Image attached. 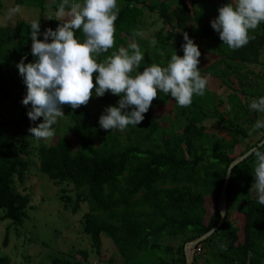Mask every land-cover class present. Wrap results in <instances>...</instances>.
Wrapping results in <instances>:
<instances>
[{
    "label": "trees",
    "instance_id": "1",
    "mask_svg": "<svg viewBox=\"0 0 264 264\" xmlns=\"http://www.w3.org/2000/svg\"><path fill=\"white\" fill-rule=\"evenodd\" d=\"M220 1L117 0L119 13L114 46L98 57L99 62L121 47L128 49L133 39L143 55L147 53L145 48L150 47L151 42L142 35L133 36L145 12L157 16L163 26L153 47L154 56H144L139 68L133 69V76L152 60L166 67L174 51L183 57L185 32L193 41L202 42L205 52L215 57L205 68L198 64L201 76L208 83L204 95H193L192 104L181 108L180 114L185 118L183 128L174 123L164 128L159 123L155 111L168 101H176L170 94L158 90L157 98L140 124L129 125L125 135L104 130L98 120L105 108L118 106L120 97L110 92L96 97L93 90V97L86 106L75 110L63 106L65 116L58 118L53 128L59 132L62 120L66 134L52 145L42 144L43 139L30 134L29 128L42 123L43 117L30 121L27 112L31 105L22 104L27 88L17 64L24 57L25 64L36 60L31 54L30 24L18 20L12 28L0 27V127L16 130L11 136L0 131L2 220L21 226L28 218L31 197L25 185L36 162L39 172L57 186L74 187L76 197L62 198L64 210L77 215L84 204L88 205L81 229L97 256L101 255L102 239L106 237L109 239L106 241L116 247L122 264H186L185 245L208 234L221 220V195L228 169L236 160L231 156L238 153L243 156L264 140L263 135L253 145L244 142L251 137L245 127L251 129L257 121L258 111L253 112L250 104L263 96L260 91L249 93L254 84L259 85L256 80L260 79L249 67H264L261 64L264 22L255 30H249V35L255 39L246 46L229 49L211 27L213 15H219ZM61 2L15 0V5L44 12L48 3L56 12ZM72 2L82 4L83 0H70ZM2 8L0 0V12ZM60 23L54 17L50 23L42 20L38 39L42 41V33L47 28L55 31ZM143 32H146L144 26ZM74 33L83 42L82 31L74 30ZM48 42L51 43V39ZM171 44L173 49H169ZM211 77L222 80L224 93L213 92ZM225 105L228 108L222 110ZM208 120L221 124L222 132L230 139L206 133L204 123ZM258 133L260 129L254 130L255 136ZM254 168L253 155L235 167L227 190L228 211L223 225L197 246L201 251L206 250L209 257L206 264H264V205L252 195ZM17 185L22 191L16 190ZM241 191H245V196L236 199ZM209 197L215 201L216 209L207 220L206 199ZM236 202H243L237 209L244 216L240 227L230 219ZM241 232L243 239H240ZM178 237H187V241L177 250L164 243L166 239ZM8 241L9 234H6L4 246ZM75 254L80 255L83 262L89 259L86 250H68L51 258V264H81ZM199 254L193 264H197ZM28 259L26 262L31 264ZM0 264H10V259L0 258Z\"/></svg>",
    "mask_w": 264,
    "mask_h": 264
},
{
    "label": "clouds",
    "instance_id": "2",
    "mask_svg": "<svg viewBox=\"0 0 264 264\" xmlns=\"http://www.w3.org/2000/svg\"><path fill=\"white\" fill-rule=\"evenodd\" d=\"M19 10L17 5L10 12ZM218 12V17L211 21L212 29L229 49H239L255 39L249 30L264 22V0H231ZM118 13L117 0H83L82 4L62 0L55 12L56 20L61 23L55 31L47 28L42 33V41L38 39L40 21L31 22V54L36 60L25 64L24 57L17 68L27 88L22 104L31 105L27 112L29 120L35 122L43 117L42 123L29 128L32 136L51 139L55 135L53 125L65 116L63 106L73 110L86 106L93 90L96 97L109 92L120 97L118 106L104 109L99 125L104 130L121 131L144 120L158 90L170 94L182 108L192 104L193 95H204L208 81L198 68L201 52L186 32L183 33V57L174 51L166 67L153 63L133 76V69L139 68L144 60L134 39L128 49L121 47L98 62V57L114 46ZM74 30L82 31L83 42L76 38ZM140 35L139 31L133 32L134 37ZM156 44L153 39L151 45ZM250 108L264 113V96L253 99ZM253 129H264V120L258 119ZM261 149L264 143L252 148L248 155L255 157L254 187L257 202L264 205V151Z\"/></svg>",
    "mask_w": 264,
    "mask_h": 264
},
{
    "label": "rangeland",
    "instance_id": "3",
    "mask_svg": "<svg viewBox=\"0 0 264 264\" xmlns=\"http://www.w3.org/2000/svg\"><path fill=\"white\" fill-rule=\"evenodd\" d=\"M231 0H221L219 2V7H222ZM3 8L0 12V27L12 28L17 23L16 21H24L29 24L33 20H42L50 23L51 17L56 18L55 12L52 11L48 6L45 7L46 11L41 12L35 8H29L27 6L19 7V12L11 13L10 10L15 8V0H2ZM218 17V14L213 15V20ZM152 24V26H151ZM145 27L146 32L142 33V28ZM161 21L155 15H150L145 12L141 17L138 25V31L142 33V37L149 40L150 42L155 39L158 42V32L162 28ZM198 46L201 56L199 58L200 66L203 68L207 67L212 61H214L213 54H207L204 50V44L200 41H194ZM156 46V45H155ZM173 49L174 46L171 44L169 49ZM153 46L151 45L147 49L145 48L144 56L152 58L154 56ZM264 53V52H263ZM261 56V64L264 66V55ZM153 64V60L150 65ZM250 70L256 73L259 80L257 79L259 85H255L251 88L249 93L254 91L262 92L264 89V67L261 65L254 67H249ZM210 88L214 93L220 94L224 93L221 89V82L219 78L211 77ZM237 86V82H235ZM224 89V88H223ZM251 93V94H252ZM181 108L176 102L168 101L165 106L161 109L156 110V116L159 123L164 126V128H169L173 123L183 128L185 124V118L180 114ZM228 108L227 105L223 106L221 109L224 110ZM252 110V109H251ZM254 112V110H252ZM252 112V113H253ZM96 114L100 115V111L96 110ZM264 120V116L257 112L256 120ZM5 121V120H4ZM99 124V120H98ZM65 124L60 121L59 132L55 131V135L48 140H42V144L52 145L56 142L59 136H64L66 133L63 130ZM206 127V133L210 135H218L221 138L229 140L228 134L223 133L221 124L217 123L216 120H208L204 123ZM249 130V135L251 136L247 139L246 143L254 144L257 141V136L254 134V129L248 126L245 127ZM119 129H112V131H117L122 135H125V130L123 132L118 131ZM0 131L5 133V136H11L16 133V130H8L4 127H0ZM126 139V138H125ZM124 139V140H125ZM232 155L231 158L238 159L241 155ZM255 185V184H254ZM247 187V186H246ZM27 194L31 197L30 208L27 210L28 218L24 221L21 226L13 225L12 222L8 220H2L4 216V211L0 209V258H9L10 264H28L26 260L31 264H51V258L58 256L68 250L78 251L86 250L89 253L88 261H82L80 255H76V261L81 264H107L109 261H113V264H122V258L119 256L116 247L111 243L108 238L104 237L103 246L101 250V255L97 256L95 251L92 249L89 238L83 234L82 218L85 211H88V205L84 204L77 215H73L66 210H64L63 197H76V191L74 187L67 184L56 185L54 184L46 175L39 172V166L35 162L32 166L30 175L25 185ZM17 191H22L19 185L16 186ZM244 192H240L237 198L244 197ZM252 195L256 196L255 187L252 191ZM239 200V199H238ZM241 202H236V206L231 213V221L238 223L239 227L244 222V216L241 215L237 209L243 206ZM207 215L206 219H210L216 209V203L212 198L206 199ZM6 234H9L8 245L4 246V240ZM240 239H243V232L240 233ZM187 241V237H178L166 239L165 244L169 247L177 250L182 244ZM187 245V244H186ZM185 245V248L187 246ZM192 259L200 253L201 247L199 248H188ZM209 257L206 255V250L203 249L198 256L197 264H206V260ZM75 261V262H76ZM77 262V263H78Z\"/></svg>",
    "mask_w": 264,
    "mask_h": 264
},
{
    "label": "water",
    "instance_id": "4",
    "mask_svg": "<svg viewBox=\"0 0 264 264\" xmlns=\"http://www.w3.org/2000/svg\"><path fill=\"white\" fill-rule=\"evenodd\" d=\"M261 143H264V140ZM248 153H246L245 155L239 157L238 159H236L230 165V167L228 169L227 177H226V180H225V183H224L222 195H221V199L222 200H221L220 206H219L220 214H221V212H223L224 215L221 216V220H220L218 226L215 229H213L212 231H210L208 234H206V235H204V236H202V237L196 239L195 241L190 242V243H188L186 245L187 246V248H185L186 264H193V261H194L192 259V255H190V252H189L188 248H194V249H196L197 246H199L202 242H204L208 237H210L211 235H213L214 232L223 225V222H224V220L226 218L227 211H228L227 190H228V187H229V183H230V179H231L232 173H233L235 167H237L238 165H240L241 163H243L245 160H247L251 156V155H248Z\"/></svg>",
    "mask_w": 264,
    "mask_h": 264
},
{
    "label": "crops",
    "instance_id": "5",
    "mask_svg": "<svg viewBox=\"0 0 264 264\" xmlns=\"http://www.w3.org/2000/svg\"><path fill=\"white\" fill-rule=\"evenodd\" d=\"M263 55H264V53H263ZM262 93H263V96H264V89H263ZM261 114L264 116V113H261ZM263 135H264V129H260V133L256 134L257 138H260Z\"/></svg>",
    "mask_w": 264,
    "mask_h": 264
}]
</instances>
